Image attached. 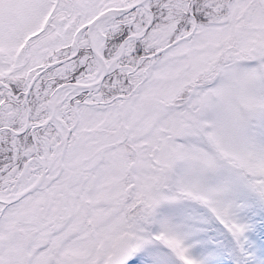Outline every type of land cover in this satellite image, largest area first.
I'll return each mask as SVG.
<instances>
[{
    "label": "snow or ice",
    "instance_id": "6c2138e0",
    "mask_svg": "<svg viewBox=\"0 0 264 264\" xmlns=\"http://www.w3.org/2000/svg\"><path fill=\"white\" fill-rule=\"evenodd\" d=\"M0 264H264V0H0Z\"/></svg>",
    "mask_w": 264,
    "mask_h": 264
}]
</instances>
